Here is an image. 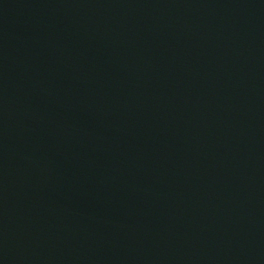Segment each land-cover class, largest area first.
<instances>
[{
	"label": "water",
	"instance_id": "1",
	"mask_svg": "<svg viewBox=\"0 0 264 264\" xmlns=\"http://www.w3.org/2000/svg\"><path fill=\"white\" fill-rule=\"evenodd\" d=\"M0 264H264V0H0Z\"/></svg>",
	"mask_w": 264,
	"mask_h": 264
}]
</instances>
